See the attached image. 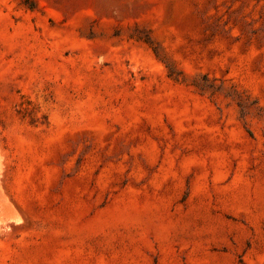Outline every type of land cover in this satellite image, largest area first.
Here are the masks:
<instances>
[{"label":"rangeland","instance_id":"374dc122","mask_svg":"<svg viewBox=\"0 0 264 264\" xmlns=\"http://www.w3.org/2000/svg\"><path fill=\"white\" fill-rule=\"evenodd\" d=\"M0 222V264H264V0H0Z\"/></svg>","mask_w":264,"mask_h":264},{"label":"bare ground","instance_id":"6f19581e","mask_svg":"<svg viewBox=\"0 0 264 264\" xmlns=\"http://www.w3.org/2000/svg\"><path fill=\"white\" fill-rule=\"evenodd\" d=\"M5 203H6V202H5ZM8 203H9V202H8ZM13 207H14V206H13ZM14 208H15V207H14ZM16 217H17V216H16ZM21 219H22V217H21ZM1 222H2V221H1ZM1 222H0V223H1ZM5 223H6V222H5ZM9 223H10V221H9ZM15 223H16V222H15ZM1 224H4V223H1ZM1 224H0V225H1ZM6 226H7V225H6ZM9 226H10V225H9ZM9 226H8V227H9Z\"/></svg>","mask_w":264,"mask_h":264}]
</instances>
